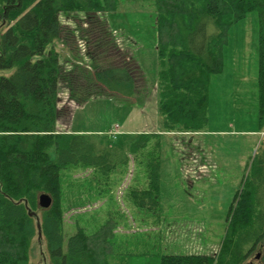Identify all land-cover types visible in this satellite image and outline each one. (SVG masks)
<instances>
[{
	"label": "trees",
	"instance_id": "16d2710c",
	"mask_svg": "<svg viewBox=\"0 0 264 264\" xmlns=\"http://www.w3.org/2000/svg\"><path fill=\"white\" fill-rule=\"evenodd\" d=\"M124 1L133 0H0V264H29L33 245L40 264H108L109 226L92 234L78 227L63 245L60 171L90 166L107 176L114 155L85 134L57 127L70 112L60 104L61 91L79 105L96 89L132 98L145 83L104 17ZM145 1L155 11L159 130H204L208 87L222 71L229 28L253 10L259 22L258 122L264 126V0ZM62 18L79 23L68 26ZM153 135L137 134L135 150ZM145 166L147 187L129 195L151 210L158 203V157L147 155ZM251 168L233 196L219 252L162 255L160 264H245L257 252L264 264V136ZM41 193L52 199L46 209L38 206Z\"/></svg>",
	"mask_w": 264,
	"mask_h": 264
},
{
	"label": "rangeland",
	"instance_id": "374dc122",
	"mask_svg": "<svg viewBox=\"0 0 264 264\" xmlns=\"http://www.w3.org/2000/svg\"><path fill=\"white\" fill-rule=\"evenodd\" d=\"M104 17L119 47L137 61L145 83L132 98L96 89L79 105L61 91L60 104L70 112L57 129L85 134L114 155L107 176L90 166L60 171L63 245L78 227L92 234L109 226L113 253L108 264H160L162 255L217 254L233 196L248 173L252 175L250 165L264 136L258 122V13L249 11L229 28L222 71L211 76L208 87L206 127L179 134L159 130L153 5L124 1ZM62 21L68 26L79 23L73 18ZM142 132L156 136L136 151V135ZM149 154L157 156L160 165L158 203L151 210L138 207L129 195L132 187L142 190L148 185ZM33 253L29 264H40L38 245H33Z\"/></svg>",
	"mask_w": 264,
	"mask_h": 264
},
{
	"label": "water",
	"instance_id": "95a60500",
	"mask_svg": "<svg viewBox=\"0 0 264 264\" xmlns=\"http://www.w3.org/2000/svg\"><path fill=\"white\" fill-rule=\"evenodd\" d=\"M51 202H52L51 196L46 193H41L38 196V206L41 208H45V209L48 208L51 205ZM259 257H260V253L257 252V254L245 264H261L259 262Z\"/></svg>",
	"mask_w": 264,
	"mask_h": 264
},
{
	"label": "crops",
	"instance_id": "0c3cea01",
	"mask_svg": "<svg viewBox=\"0 0 264 264\" xmlns=\"http://www.w3.org/2000/svg\"><path fill=\"white\" fill-rule=\"evenodd\" d=\"M224 66H225V64H224ZM239 68V67H238ZM240 70H242L241 68H239ZM225 70V67H223V71ZM242 71H245V70H242ZM246 72V71H245ZM227 73H230V74H232V71L231 70H229ZM225 77L227 78V79H230V80H232V83H235V86L237 85V83L234 81V79L232 78L233 77V74H232V77L230 76V75H225ZM246 85V81L242 84V86L244 87ZM133 189L134 188H137V187H132Z\"/></svg>",
	"mask_w": 264,
	"mask_h": 264
},
{
	"label": "built area",
	"instance_id": "2783aa9c",
	"mask_svg": "<svg viewBox=\"0 0 264 264\" xmlns=\"http://www.w3.org/2000/svg\"><path fill=\"white\" fill-rule=\"evenodd\" d=\"M117 127H115V129H116Z\"/></svg>",
	"mask_w": 264,
	"mask_h": 264
}]
</instances>
